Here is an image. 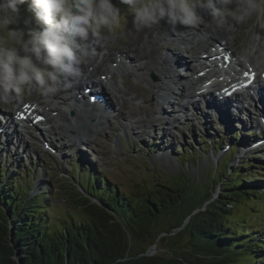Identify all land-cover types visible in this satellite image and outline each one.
Instances as JSON below:
<instances>
[{
	"label": "trees",
	"instance_id": "16d2710c",
	"mask_svg": "<svg viewBox=\"0 0 264 264\" xmlns=\"http://www.w3.org/2000/svg\"><path fill=\"white\" fill-rule=\"evenodd\" d=\"M214 140L215 152L221 151L225 140ZM233 140L232 151L239 144ZM182 148L179 159L197 164L198 153ZM231 160L230 155L224 159L221 174L213 170L212 191L203 192L183 174V181L133 195L92 169L84 172V179L64 177L67 187L55 195L45 185L34 191L35 181L25 185L29 180L24 170L7 177L3 165L0 264H264L263 229L246 231L242 221L228 224L244 200L257 201L264 181L255 179L260 173H249L254 167L248 163L230 174ZM258 160L256 156L248 161ZM56 194L64 198L60 213L52 204ZM168 238H185L187 244H171L155 255L139 257Z\"/></svg>",
	"mask_w": 264,
	"mask_h": 264
},
{
	"label": "rangeland",
	"instance_id": "374dc122",
	"mask_svg": "<svg viewBox=\"0 0 264 264\" xmlns=\"http://www.w3.org/2000/svg\"><path fill=\"white\" fill-rule=\"evenodd\" d=\"M114 3H116L121 9V27L118 28L108 39H102L100 41H113L110 46L113 50H118L116 52H120L123 51L125 47L133 44V40L141 38L142 42H145L150 51L151 45L147 44V41H151L149 36L153 34V45H156V43L159 45L158 54L155 58L150 56L149 58L136 62L135 66L129 64L123 67L121 66L120 69H123L125 73L122 74V76L119 74L117 76L115 75L117 78L112 81V84L116 85L118 90L122 87L126 94H117V91L114 89L115 87L112 86H110L109 92H107L111 95L112 100L114 98L113 103L122 115L117 116L118 118L116 120L109 119L106 125L99 129L101 134H98L100 135H88V133H86L87 138H85L83 137L85 133L80 131V135L75 134L77 137H70V133L64 131L63 134L58 130H56L55 133L45 135V140L48 139V141H53L57 143L59 147L64 145V148L61 149L60 157L52 156L47 153L43 149V140L38 142L37 140H30L28 138L27 145H30L29 147L21 145L22 143L19 145L18 141L20 138L18 139L17 136L15 139L17 138L18 141L14 139L13 144H5L0 141L2 144L0 152L1 160L3 161L5 156L8 157L11 155L9 160L6 159L2 163L4 164V168L8 166L7 169H9V171L7 177H13V175L19 170H24L28 175L26 179L29 180L28 184H25L26 186L33 185L31 183L35 181L33 185L35 188L34 191H37L38 188L45 185V188L51 189L55 195L57 191H60V188L67 187L64 183V177L67 178L70 177V174H75L81 175L82 179H84V172L92 169L95 171L97 170V172L99 171V173L105 175L109 181L114 182L119 191L133 195L149 191L150 189L157 187L158 184H165L172 180L183 181L182 177L187 175L192 184L196 182L195 184H198L203 192H207L212 191L211 181L213 180L215 173L213 170L217 169L219 174H221L224 170L223 161L230 155L232 158L228 164L230 166V174L234 170L239 169L241 166L248 163L254 167L249 173H260V177H256L255 179L264 181V143L259 144L258 147H256L257 150H259L257 153L255 150H249V148L243 147V145L240 144H237L232 151V147L228 144L230 141V137H228V140L221 144L224 148L221 151L219 150L215 152V147L211 145L210 140L212 137H220L221 135H224L223 137L226 138V134H230L228 128L226 129L224 127L216 126L217 130L210 129L213 125H209L210 123L207 119L205 121L207 127H205L202 125L205 120L203 116L204 120L200 119L198 122L200 124L196 123L195 120L187 121L184 122L185 125L183 127L178 130H176L177 128L175 127L176 129L174 132L169 133L171 132V129L167 126L165 128L164 124L160 126V123L157 122V119L159 118L163 120V123L165 122L164 114L160 113H162L161 110L165 107V109L169 111L170 106L165 105V107H158V103L161 100L157 97L158 95H156V93L160 92V96L164 99L166 92L161 88L162 85H167L175 92H177L180 87V83H185L187 85V82L191 79V72H193L191 71L194 66L193 61L196 59L194 57L196 52L193 54L189 53V45L195 46L197 44L196 48L199 49L196 51L206 49L210 51L209 44H212V42L209 39H211L212 34L207 32L198 33V26H180L177 28L179 25H176V28H172L163 23L159 26L156 24L151 29L137 30L133 25V14L129 10V6L122 3L121 0H114ZM26 7V5L22 6V17H28L30 15L26 12ZM200 15L202 16V14ZM207 18V21L202 19V22L200 23L201 26H204L208 20L213 23L211 17L208 16ZM33 26H35L34 22ZM228 29L230 31L226 32V35L235 41V44L233 43V48L237 53L239 51L238 54L242 55L244 53L248 47L247 45H249V41L258 31H263L261 39L262 43H264V18H261L259 22L253 18L246 24ZM179 30H184L186 34H191L193 41L188 39L180 40L179 38L180 43H178L179 40L175 37ZM168 33H171V36L173 34L175 35L173 39L168 36ZM202 39L204 41L206 40L205 42H208L209 44H206L204 41L200 42ZM221 40V38L218 39V42H221ZM91 44L92 47L94 46L93 49L97 48L95 46L98 45V41H92ZM205 45L207 46L203 48L202 46ZM179 48L181 50H179ZM103 50L104 48L102 47V52L100 54L103 53ZM96 54L97 53L94 49L91 56L96 57V63L98 64L101 62L102 56H99L100 54L97 56ZM125 54L130 57H133L134 55L130 53ZM171 54L175 56L173 59L179 58L180 63L178 65L184 67V69L180 68L183 78L180 77V75L179 77L173 76L176 72L174 67H172L173 70L170 68V74L167 76L164 74V67L166 68L168 66L164 62V59L165 57H169V59L170 57H173ZM198 55L199 54H197V56ZM112 60L115 64L116 60L114 61V58ZM88 62L89 61H86L83 63L84 65H79V68H82V66L85 67L86 73L90 72L93 68L87 67ZM114 64H112V66ZM187 66H189V69ZM94 67H97V65L94 64ZM153 76H155L156 79H154ZM83 79L84 77L77 83L81 84ZM191 80L194 81V79ZM81 85H83V83ZM132 86L134 89L133 91H130V87ZM188 93L190 94V92ZM62 95L65 97L67 96V93L62 92ZM14 96H23L25 99L41 100L42 102H45L35 91L25 92L21 95L14 94ZM171 96L174 97L172 91ZM120 100L124 101V107H120L122 104ZM178 101H180V98ZM173 105H178V102ZM0 106V110L5 111L16 108L15 105L10 106L7 103L4 105L0 104ZM53 106L56 107V104ZM166 113L167 111L165 112V118L171 114L170 112L168 114ZM110 114L112 115V112H110ZM150 115L156 116L157 118H149ZM201 115L204 114L200 112L198 116L202 117ZM207 118L212 120L211 117ZM144 119L146 120L145 124L140 126L138 124L139 120ZM238 127H240V125ZM245 131H248V129ZM256 132L258 131L256 130ZM61 134H63V136ZM242 134L244 133L242 132ZM65 136L67 137L66 140H59L61 137ZM237 137L239 138V141L242 139L239 136ZM77 138H81L85 141L90 138L92 139L88 140V142L86 141L87 143H85V145L79 144L77 147V144L74 143ZM242 141L243 139L239 143L242 144ZM20 142H22L21 139ZM182 147L195 150V153H198L197 164L179 159V155L183 153ZM3 149L5 150L2 151ZM78 152L82 153L80 154ZM256 156H259L258 161L253 163L248 161L249 158ZM230 177L233 179L232 175ZM9 179L10 178H6L5 183L8 182ZM250 179L251 178H249L248 181H251ZM258 191L260 193L259 196H257V201L255 199L244 200L245 202L238 207L236 215L230 218L228 224L232 223L233 225V223L237 221H242L241 225L245 226L246 231H251L253 228H256L255 230L262 228L264 231V185H262L261 189ZM214 192V197L216 198L220 193V188L217 187ZM52 204L59 206L57 211L60 213L65 206L64 198L56 194ZM254 235L257 234L254 233ZM171 244L185 247L187 240L185 238H177L172 241L168 238L158 244L157 249L167 248V246Z\"/></svg>",
	"mask_w": 264,
	"mask_h": 264
},
{
	"label": "clouds",
	"instance_id": "9594fccd",
	"mask_svg": "<svg viewBox=\"0 0 264 264\" xmlns=\"http://www.w3.org/2000/svg\"><path fill=\"white\" fill-rule=\"evenodd\" d=\"M137 30L161 21L197 27L201 12L219 29L264 18V0H121ZM30 15L22 17V6ZM114 0H0V103L35 91L45 101L74 87L79 65L121 27ZM33 22L34 25L33 26Z\"/></svg>",
	"mask_w": 264,
	"mask_h": 264
},
{
	"label": "bare ground",
	"instance_id": "6f19581e",
	"mask_svg": "<svg viewBox=\"0 0 264 264\" xmlns=\"http://www.w3.org/2000/svg\"><path fill=\"white\" fill-rule=\"evenodd\" d=\"M200 14H202V18L207 21V19H208L207 18L208 17L207 14L204 13V12H201ZM209 21L210 20H208V22H206V24L204 26H201L200 24L198 25V33L199 32L200 33L207 32V33L212 34L211 35L212 39L210 40L212 42V44H209L208 42H205V41L204 42L206 44L208 43L209 45L220 44L219 46H221L225 50V52L228 53L227 59L231 60L232 58H235L232 61H236L235 65H237V67L241 69L242 74L247 73L248 75H251L252 73H255L259 79L263 80V81L261 80V82H264V78H263V74H264V51H263L264 50V43H262V39H261L262 35H263V33H262L263 31L262 32L258 31L254 35V37L249 41V45H247L248 47L244 51V53L242 55H237V52L233 48V43L235 41H233L232 38H230V37H228L226 35L227 34L226 32H228L230 30L229 29H227V30L219 29V28H217L215 26L214 23H211ZM162 23L164 25L170 26L172 28L176 26V25H171L170 23H167L166 21H161L157 25L159 26ZM179 27L180 26H178L177 28H179ZM155 34H156V32H155ZM187 34H186V32L184 30H179L178 34H177V36L175 38H177L178 40H179V38H180V40H185V39L190 40L191 36L187 35ZM168 36L171 39H173V37L175 35L173 34L171 36V33H168ZM149 37L151 38V41L150 40L147 41V44L151 45L150 51H149V47L145 44V42H142L141 38L137 39V40H133V42H134L133 44L125 47V49L123 51L119 50L120 52H116L118 50H113L112 47L110 46V45H112L113 41H108V42H106V41L105 42L104 41H98V45L95 46L97 48H94V49H95V51L97 53L96 55L98 56L102 52V47L104 48L103 53L99 55V56H102L101 62L97 64L96 63V57L95 56H90V58L87 60V61H89L88 62L89 66L87 65V67H89V68L93 67V68L90 70V72H87L88 74L85 71V67L82 66V68H79L80 78H83L85 76H90L91 78H94V77H97V76H102V77L107 78V77H109L111 75L114 76L113 78H117V77H115V75H117V74L122 76V74L125 73L123 69H120V68L113 69L112 67H110V66H112V64H114V62L112 60L113 58H114V61H115L117 58H119V57L121 58L122 57L127 64L133 65V66H135L136 62H139L141 60L149 58L150 56L155 58L157 56V54H158L159 45H158V43H156V45H153V43H152L153 34H151V36H149ZM220 38L222 40H221V42H218V39H220ZM180 40H179V43H180ZM181 42H183V41H181ZM202 47L204 48V46H202ZM198 49L196 47H193L191 53L192 54L195 53L196 50H198ZM179 50H181V49L179 48ZM205 51L206 50H201V52H205ZM125 53H130V54H134V55H133V57H130V56H128ZM238 53H239V51H238ZM173 58H175V56L170 57V59H169V57H165V59H164V62L168 65L167 66L168 68L164 67V71H165L164 74L166 76L168 74H170V68H172L174 66H175L174 68H178L177 64L180 63L179 58H177V59H173ZM210 59L211 58L209 57V58L202 59V61L210 60ZM198 60L199 59L196 58L193 62L196 63V62H198ZM120 63L122 65V67L126 66L123 62H120ZM94 64H96L97 67H94ZM179 66H181V65H179ZM172 70H173V68H172ZM204 71H209V69H204ZM240 78H242V77L240 76ZM240 80H243V79H240ZM125 82H126V80H125ZM73 83H74V87L71 90H69L68 93L69 94L73 93L75 98H73V97L67 98V97H64L62 95V93H60L53 100L48 101V102H44L42 104L44 106V108L47 110V112L50 111V113H51L53 111H56V112H54V114L56 116L54 121L58 120V122H56V128L57 129H55L53 127V129H54L53 131L59 130V131H61L63 133H64V131H66V132H68L70 134H75L76 131H74V129L71 130L69 128V126L77 125L78 128L81 131H83V133H85V135L83 136L85 138H87L86 133H88V135L89 134L90 135L91 134L99 135L98 132H97V128L98 127H104L106 125V123L108 122V119L105 118V116L103 114H100L95 109L85 110V108H81L79 106V105L82 104L83 101L87 100V98H86L87 94L85 93V90H84L85 88L80 83H76L75 81ZM95 85H97V84L96 83L93 84L92 90H95L94 91V95H96L97 98H98L96 103H99V105L102 108H104V110H109L110 112H112L114 114V112H115L114 109L116 108V105L113 103L114 102V98L112 100L111 95L108 93L109 91L106 92V90H103L99 85H97V87H95ZM112 86L115 87L114 89L117 91V94H120V95L126 94V92L124 91V89H122V87H120L121 89L118 90L116 85L112 84ZM87 88H89V86H87ZM161 88L166 92V94H165V98L163 99L162 96H160V92L156 93V95H158L157 97L160 98V100H161L158 103V107H163V106L169 104L168 106H170V108L172 107L171 112H174L173 114L175 115L177 112H176V110H173L174 109L173 108V104L170 103V100H171L170 98H174V97L171 96V89L167 85H162ZM195 88H196V82H194L191 79L187 82V85L185 83H180V87L178 88L180 101H177L178 105H180V107L183 106V105H181V102L186 100V93L188 91L195 90ZM133 89H134L133 86L130 87V91H133ZM261 89H262L261 93L264 96V88H261ZM118 97H120V96H118ZM116 98H117V96H116ZM117 100L119 101L118 98H117ZM120 101L122 103L121 107H124V104H123L124 101L123 100H120ZM226 101H225V103H226ZM56 102H57L58 105H62L63 104V106L66 105V103H67V105L69 106V109L70 110H74L76 112V116L74 118H70V117L67 116L68 114L58 113L57 109L52 110L51 106H53L54 103H56ZM15 103H17V101H15ZM236 103H238L237 100L233 104H236ZM174 104H175V102H174ZM189 105L190 104H188V106ZM118 106H120V105H118ZM155 106H156V104H155ZM207 109L208 110H213V111H218L219 110L221 112L219 114V118L221 120H223L224 117L228 115L226 113V111L223 109V107H218V106L216 107V106H213V105L212 106L208 105ZM227 111H229V109H227ZM161 112L162 113H160V114H164L163 113V109L161 110ZM116 114H117V116H121L122 115L121 112H119L117 110H116ZM174 115H172L173 118L175 117ZM217 115H218V113H217ZM259 116H262L264 118V110L262 111V113L259 114ZM154 117L157 118L156 116H151V115L149 116V118H154ZM210 117L212 118L213 116H210ZM214 117H216V114H214ZM92 119H94V122H92ZM4 121H5V119H4ZM7 122H5V124H7ZM145 122H146L145 119L144 120H139L138 124L141 126V125H144ZM157 122L160 123L159 124L160 126L165 124V122L163 123V120L160 119V118L157 119ZM17 138L18 139L20 138L21 141H22V142H19V145L22 143L21 145H25L27 147L30 146V145H27L28 140H26V135L19 136V134H18ZM62 138H64L62 140H66L67 139L66 136L62 137ZM14 139H15V136H14ZM90 139H92V138H90ZM90 139H88V140H90ZM88 140H86V141L88 142ZM75 144H77V143H75Z\"/></svg>",
	"mask_w": 264,
	"mask_h": 264
},
{
	"label": "water",
	"instance_id": "95a60500",
	"mask_svg": "<svg viewBox=\"0 0 264 264\" xmlns=\"http://www.w3.org/2000/svg\"><path fill=\"white\" fill-rule=\"evenodd\" d=\"M158 252H159V250L157 249V244H155V245L151 246L144 254L140 255L139 257H143V256H147V255L152 256V255H155Z\"/></svg>",
	"mask_w": 264,
	"mask_h": 264
}]
</instances>
